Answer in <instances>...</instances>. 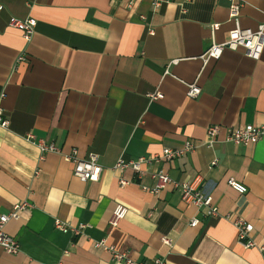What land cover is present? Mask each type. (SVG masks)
Here are the masks:
<instances>
[{"label": "crops", "instance_id": "crops-1", "mask_svg": "<svg viewBox=\"0 0 264 264\" xmlns=\"http://www.w3.org/2000/svg\"><path fill=\"white\" fill-rule=\"evenodd\" d=\"M228 8L227 0H0V107L9 123L0 127V213L32 207L6 226L19 253L0 252V264H116L102 242L135 264H264V138L253 146L205 144L211 126L264 127V53L257 62L242 49L203 59L235 28ZM27 18L37 23L29 44L9 27ZM239 25H264V0H245ZM192 84L201 90L194 99ZM157 91L162 99L151 102L147 95ZM28 134L60 154L40 160ZM189 141L194 152L143 167L140 178L113 170L120 158L181 150ZM72 150L98 156V182L73 175L63 160ZM159 171L179 184L201 177L197 189L213 197L217 217H204L171 188L145 191ZM120 178L128 182L122 188ZM230 179L247 192L232 190ZM117 206L128 212L110 228ZM194 218L199 225L191 228ZM237 219L253 226L254 248L239 245ZM55 220L69 231H58Z\"/></svg>", "mask_w": 264, "mask_h": 264}, {"label": "built area", "instance_id": "built-area-1", "mask_svg": "<svg viewBox=\"0 0 264 264\" xmlns=\"http://www.w3.org/2000/svg\"><path fill=\"white\" fill-rule=\"evenodd\" d=\"M229 4V18L234 22L235 28L229 32L228 39L222 44L213 43L211 47L205 52L203 59L205 62L210 60L218 61L224 50H237L242 49L244 55L257 62L260 60L262 53H264V25L259 26L255 31L243 30L239 25V16L241 9L245 4V0H227ZM159 2V0H156ZM131 4V3H130ZM36 20L33 18H27L25 20L11 19L9 21V27L18 29L22 32L23 40L26 44H29L34 36L36 28ZM217 26L213 27L216 30ZM153 35V32H149ZM25 53L19 55L17 58V65L25 62ZM201 93L200 88L196 84L188 86L187 97L197 98ZM148 99L152 102L154 100L162 99V95L157 91L147 95ZM4 98V95L0 96V101ZM4 112L0 107V127L7 129L9 123L3 118ZM222 131L224 134H222ZM264 138V127H256L252 125L241 126L236 129L223 130L220 126H211L207 129L206 142L208 147H213L220 142H231L235 145L253 146ZM25 139L35 145L40 152V160H43L45 154H60L59 148L54 144L46 143L44 141H37L33 135L28 134ZM197 146L193 142H186L185 146L181 150H163L161 154L150 157H143L133 161H126L120 158L113 167L115 172L122 173L126 170L132 171L135 176L140 178L143 174V167H151L154 164L161 162H172L175 159L182 157L185 154L192 153L196 150ZM63 160L73 165L72 173L81 182H98L103 168L98 163V156L96 154H89L87 158L81 159L78 156L76 150H72L69 155L63 156ZM216 163H213L215 166ZM151 178L155 181L153 188H143L145 191L152 195H158L160 192L167 188H171L174 191L179 192L181 201L188 206H194L199 210L204 211V217H217L218 209L213 201L211 195L204 194L197 189V186L201 182V177H197L192 183L179 184L173 181L165 172L159 171L152 174ZM128 182L124 179H118V185L122 188L126 186ZM228 186L237 192L244 195L247 192V188L234 181L228 180ZM31 205L28 202H22L15 204L12 209L6 213H0V252L8 255H17L19 253V245L17 241L10 237L6 232V226L9 222L18 220L20 214L26 210L31 209ZM127 208L123 206H117L110 220V228H116L119 223L125 219L127 215ZM234 226L238 230V243L244 249L254 248L256 245L249 239L250 234L253 231V226L244 220L237 219ZM199 225V220L194 218L190 221L189 226L195 228ZM55 228L60 232H68L69 226L55 220ZM84 226H80L83 229ZM75 235L79 234V230H72ZM163 243L170 245V241L166 238L163 239ZM99 247L103 246L109 252L112 262L116 264H135L125 253L118 252L113 247H106L105 243H99ZM159 263V262H157Z\"/></svg>", "mask_w": 264, "mask_h": 264}]
</instances>
